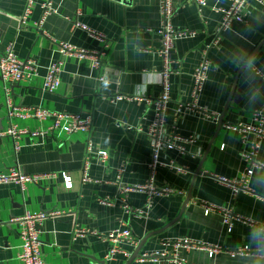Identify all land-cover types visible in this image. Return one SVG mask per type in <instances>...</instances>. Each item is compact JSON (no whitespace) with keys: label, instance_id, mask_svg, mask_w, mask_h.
Wrapping results in <instances>:
<instances>
[{"label":"crops","instance_id":"crops-1","mask_svg":"<svg viewBox=\"0 0 264 264\" xmlns=\"http://www.w3.org/2000/svg\"><path fill=\"white\" fill-rule=\"evenodd\" d=\"M159 1L54 0L58 12L49 15L39 30L34 24L41 19L43 0H35L25 23L22 18L26 0H0V51L13 45L20 59H34L40 66L39 77L12 83L15 102L92 114L89 138L95 149L88 155V135L82 132H57L44 137L28 134L19 151H15L12 138H0V173L19 166L29 175H49L28 184L24 191L16 183H0V264H23L19 259V227L13 220L27 211L65 212L46 218L39 226L45 264H180L169 256L157 261L139 258L144 253L166 251L165 241L187 238L231 250L249 245L264 253V169H257L250 179L255 193L240 192L236 197L232 189L216 179L238 178L246 167L241 159L246 146L240 135L224 124L249 123L252 110L264 106V3L257 0L247 6V21L234 23L224 32L221 45L210 53L211 66L201 105L218 113L217 121L194 112L180 116L176 108L191 100L200 48L212 40L221 20L216 8L229 7L232 0H207L206 5L176 0L179 10L175 27L196 34L181 36L175 42L167 122L176 124L183 136L199 138L185 144V154L176 149L161 152L164 162L174 161L188 169L179 172L169 166L157 167L155 185L170 187L176 193L155 196L152 208L144 216L126 213L124 209L126 203L131 208L146 207L147 193L125 194L119 190L126 185L144 184L150 178L152 149L146 132L155 111L147 101L116 97H158L162 93ZM77 18L109 40L103 67L96 68L90 60L77 56H66L59 89L45 90L43 76L50 65L61 59L56 41L90 50L103 47L87 31L73 27ZM3 87L0 78V131L11 124ZM14 122L30 130L46 129L52 123L36 119ZM98 149L108 151L106 162L98 160ZM87 159L91 181L83 182ZM259 159L264 163V142ZM121 166L125 167L123 171ZM64 174L72 178L71 188L66 187ZM104 198H109L112 205L102 204ZM203 201L231 209L256 225L234 219L229 231L224 213L206 214ZM121 227L130 229L139 243L121 241L120 251L109 259L112 243L104 235ZM179 256L184 264H264V256H234L226 251L210 256L207 250L188 247H181Z\"/></svg>","mask_w":264,"mask_h":264},{"label":"built area","instance_id":"built-area-1","mask_svg":"<svg viewBox=\"0 0 264 264\" xmlns=\"http://www.w3.org/2000/svg\"><path fill=\"white\" fill-rule=\"evenodd\" d=\"M199 5H206L207 0H194ZM251 0H232L229 7H217L216 11L221 14V20L216 28V33L211 41L205 43L200 48L201 58L198 65L193 72V88L191 92V100L187 103H180L176 108V113L180 116L187 115L188 113H198L202 117L219 120L218 113L210 112L201 105V97L205 88L206 81L211 66L210 53L213 49L221 45L223 34L230 29L234 23L246 22V10ZM263 2L264 0H257ZM35 0H26V7L23 15V22L25 23L32 11ZM42 16L41 19L34 24L36 29H41L46 18L57 13L54 5V0H43L41 3ZM159 9L161 14V27L159 33L162 39V47L158 53L163 57V69L160 73L162 79V93L158 97L153 96H136V97H123L117 96L116 99H135L138 98L142 101H147L154 106L155 117L150 124L147 135L150 140L152 149V161L150 163L151 175L149 180L144 184L126 185L119 190L121 193L129 192H145L148 195L145 209L131 208L129 204L124 205L126 213H131L135 216L147 215L153 206V199L158 195H168L176 193L170 187H157L155 185V173L158 166H169L179 172H188V169L180 165H176L174 161L161 160V152L165 149H176L182 154L186 153V143L195 142L198 140L197 135L183 136L179 133L176 124L169 125L167 122L168 105L171 102L170 96V77L175 73L173 58V51L175 48L176 40L181 36H193L195 31H181L174 25V18L176 17L179 6L176 0H160ZM81 11L78 12L80 16ZM74 28H80L87 31L89 35L102 42V49L90 50L77 47L71 43L56 41L57 47L61 54V59L50 65L44 77L43 87L45 90L55 92L61 85V73L64 65V58L67 56H77L81 59L90 60L92 65L96 68L103 67V60L105 52L110 46V42L106 35L97 32L84 23L80 19L73 21ZM40 76V66L34 59L22 60L18 57L14 50V46L10 45L4 52L0 51V78L3 81L4 99L7 111V116L11 121L8 128L0 131V138L10 137L13 141L15 151L21 148V141L25 135H32L37 137H44L53 135L57 132L65 134L85 133L88 135L86 140V149L88 155L95 153L94 144L89 138L92 130L93 116L92 114L71 113L51 110L43 106H22L15 102L13 97V82H21L27 79H33ZM264 78V77H263ZM104 79V76L101 77ZM16 119H36L39 121L51 120L52 123L46 129L30 130L27 127H20L14 122ZM13 121V122H12ZM225 128L237 132L244 145L245 149L241 153V159L246 167L241 176L235 179H229L223 176H217L218 182L232 189V194L236 197L240 192L255 193L250 187V179L257 169H264V163L259 159V153L262 143L264 142V106L255 108L251 113V121L249 123H225ZM252 136L251 140H248ZM223 147V146H222ZM98 160L104 163L109 158L108 151L98 149L96 151ZM121 166L120 170H124ZM90 162L87 159L83 168V182L91 181L89 176ZM55 176V175H53ZM64 176L65 185L68 188L73 186L72 178L66 174ZM56 177V176H55ZM44 178H49V175H29L22 171L19 166L12 167L8 172L0 173V183H16L24 191L26 186L30 183H38ZM179 194L182 192H178ZM104 205H112L109 198L101 199ZM202 207L206 214L214 211L224 213V223L228 226V230H232L233 220L248 221L251 225H256L255 221L246 219L242 215L234 213L231 209L219 206L206 201L202 202ZM64 211L51 210L48 212H30L27 211L25 215L17 217L13 221L18 224V232L22 241L19 259L23 264H45L42 257L41 250V230L39 226L48 217L58 216L64 214ZM97 234V233H96ZM106 239L111 241L108 258H112L120 251L119 243L121 241H128L132 244L138 245L139 239L127 227H121L104 235ZM168 249L164 252L144 253L140 256L141 261H157L159 257L169 256L172 260L184 264L179 256V249L181 247L196 248L207 250L210 256L217 255L221 252H228L231 255H259L264 256L259 250L252 249L249 245L238 247L231 250L226 249L219 244H210L203 241H196L193 239H176L165 241Z\"/></svg>","mask_w":264,"mask_h":264}]
</instances>
